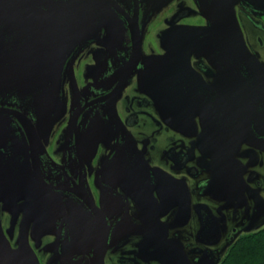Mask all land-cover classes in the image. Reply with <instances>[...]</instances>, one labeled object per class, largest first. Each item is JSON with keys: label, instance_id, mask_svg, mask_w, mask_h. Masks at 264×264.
<instances>
[{"label": "flooded vegetation", "instance_id": "obj_1", "mask_svg": "<svg viewBox=\"0 0 264 264\" xmlns=\"http://www.w3.org/2000/svg\"><path fill=\"white\" fill-rule=\"evenodd\" d=\"M164 6H171L166 26L145 47L147 24ZM262 7L264 0H239L235 9L250 19ZM144 12L140 4L137 22L122 25L126 54L143 34L142 56L126 77L105 71L103 28L68 57L63 113L39 124L38 141L12 117L29 149L3 164L12 173H0V264H93L97 249L103 264H217L264 212V152L243 143L231 159L220 157L202 112L179 113L176 98L157 99L147 88L164 65L163 32L208 23L197 0H166ZM190 63L214 84L217 70L206 58L194 53ZM112 118L123 129L95 124Z\"/></svg>", "mask_w": 264, "mask_h": 264}, {"label": "water", "instance_id": "obj_2", "mask_svg": "<svg viewBox=\"0 0 264 264\" xmlns=\"http://www.w3.org/2000/svg\"><path fill=\"white\" fill-rule=\"evenodd\" d=\"M165 2L0 0V102L8 106L0 108V173H12V168L3 164L20 162L29 149L13 116L22 121L35 143L39 124L62 115L63 70L75 48L100 38L101 30L106 29V36L101 38L108 47L105 71L112 75L125 71L126 77L142 56L143 34L138 31L132 53L126 54L129 49L122 25L137 22L140 4L146 17ZM238 2L197 0L208 23L165 30L161 37L166 49L164 65L153 71L158 79L147 83L149 93L157 99L176 98L177 112L186 108L202 112L209 145L220 157L229 154L230 159L243 143L264 152V62L246 43L235 10ZM194 53L217 70L214 84L206 85L192 68ZM112 116H117L115 98ZM113 119L95 120V124L105 131L110 126L122 128ZM75 122L76 118L72 119L71 125ZM103 255L104 249H97L93 264H103Z\"/></svg>", "mask_w": 264, "mask_h": 264}, {"label": "rangeland", "instance_id": "obj_3", "mask_svg": "<svg viewBox=\"0 0 264 264\" xmlns=\"http://www.w3.org/2000/svg\"><path fill=\"white\" fill-rule=\"evenodd\" d=\"M169 10H171V6H164L161 11L159 10L153 15V17L147 24L143 36V45L145 47L152 46L158 43V34L166 26L165 22H162V19L165 15H168L170 13L168 12ZM259 10L262 12H260ZM259 10H257V13H254L252 15V18L250 19L246 18L244 15L241 19H238L248 47L259 58L260 61L264 62V10ZM262 176H264V168L262 169ZM262 195L264 197V191L262 192ZM253 223L254 224L252 226L251 223L250 225H248V227L243 226V228L241 229L242 231L239 233V235L241 236L246 233H251L258 230L259 228L264 227V212H256ZM225 245H227V243H225ZM221 256L222 255L220 254V258L217 264H220Z\"/></svg>", "mask_w": 264, "mask_h": 264}, {"label": "trees", "instance_id": "obj_4", "mask_svg": "<svg viewBox=\"0 0 264 264\" xmlns=\"http://www.w3.org/2000/svg\"><path fill=\"white\" fill-rule=\"evenodd\" d=\"M220 264H264V227L239 236L226 250Z\"/></svg>", "mask_w": 264, "mask_h": 264}]
</instances>
